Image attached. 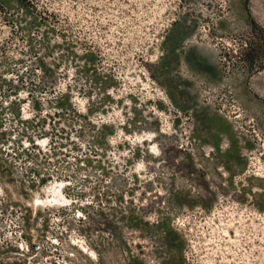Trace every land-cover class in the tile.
Masks as SVG:
<instances>
[{
    "label": "rangeland",
    "instance_id": "obj_1",
    "mask_svg": "<svg viewBox=\"0 0 264 264\" xmlns=\"http://www.w3.org/2000/svg\"><path fill=\"white\" fill-rule=\"evenodd\" d=\"M0 264H264V0H0Z\"/></svg>",
    "mask_w": 264,
    "mask_h": 264
},
{
    "label": "trees",
    "instance_id": "obj_2",
    "mask_svg": "<svg viewBox=\"0 0 264 264\" xmlns=\"http://www.w3.org/2000/svg\"><path fill=\"white\" fill-rule=\"evenodd\" d=\"M47 72V70L45 71V73ZM63 98H65V96H63ZM66 99V98H65ZM62 104L61 102L59 103V105Z\"/></svg>",
    "mask_w": 264,
    "mask_h": 264
}]
</instances>
